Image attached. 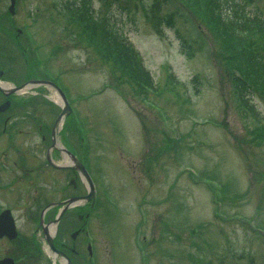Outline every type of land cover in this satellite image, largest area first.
<instances>
[{
  "label": "rangeland",
  "instance_id": "374dc122",
  "mask_svg": "<svg viewBox=\"0 0 264 264\" xmlns=\"http://www.w3.org/2000/svg\"><path fill=\"white\" fill-rule=\"evenodd\" d=\"M84 1L23 0L18 14L25 7L30 10L25 23L45 60L37 67L58 78L78 110L88 139L79 155L98 180L100 197L107 191L119 203L116 210L100 205L97 217H91L98 263L140 264L134 237L138 225L147 237V264H264V235L244 222L257 209L254 225L264 228V139L255 127L264 122V93L250 92L258 124L239 104L225 49L206 23L211 8L232 16L243 0H126L110 5L108 0H89L94 16L101 23L108 20L131 43L157 88L153 92H139L127 72L113 65L67 15L66 4L82 6ZM6 4L0 1V6ZM245 8L264 12V0L247 2ZM167 14L192 41V56L182 53L173 28L157 23ZM12 46L0 31V53L7 59ZM6 63L12 77L13 63ZM19 66L33 70L25 62ZM201 181L221 192L219 213L225 218L213 215L217 203L212 202V188ZM80 190L85 191L82 183ZM88 205L78 208L83 212ZM33 206L13 203L22 237H29L28 228H21ZM238 214L244 221L232 219ZM10 246L0 239V255ZM41 251L24 254L19 263L50 264ZM79 260L86 264L82 256Z\"/></svg>",
  "mask_w": 264,
  "mask_h": 264
},
{
  "label": "flooded vegetation",
  "instance_id": "af4514ba",
  "mask_svg": "<svg viewBox=\"0 0 264 264\" xmlns=\"http://www.w3.org/2000/svg\"><path fill=\"white\" fill-rule=\"evenodd\" d=\"M22 1L14 0L12 8V0H6L7 4L0 6V31L8 36L15 52L11 59L0 53V70H3L0 78L3 80V85H0V216L9 209L19 231L17 240L0 236V239L13 244V248H7L0 258L12 257L17 264L23 262V255L34 253L37 249L34 241L39 240L42 242L41 252L50 264H63L65 257L69 264H81L80 256L89 264V235L79 223L83 215L78 205L67 210L58 223L52 240L56 252L47 247L43 225L50 226L53 222L59 210L57 203L80 196L81 175L71 160L73 156L78 157L79 143L74 131L70 135L62 133L64 120L60 127L57 121L61 108L48 99L46 87L31 83L44 81L46 77L42 76L37 61L27 56L32 48L25 19L32 14L27 7L20 10L24 15L18 14ZM17 15L19 18L16 19ZM6 62L13 63L15 75L12 77ZM19 62L30 64L33 70L24 71ZM13 203L34 205L33 212L25 215L27 224L21 228L23 231L28 228L25 234L31 235L29 243L28 237L25 239L20 235V216ZM47 205L50 206L42 214ZM69 215H73L77 222Z\"/></svg>",
  "mask_w": 264,
  "mask_h": 264
},
{
  "label": "trees",
  "instance_id": "16d2710c",
  "mask_svg": "<svg viewBox=\"0 0 264 264\" xmlns=\"http://www.w3.org/2000/svg\"><path fill=\"white\" fill-rule=\"evenodd\" d=\"M213 1L209 0L210 4ZM250 1L253 0H243L239 10L234 11L232 16H222L220 12L211 8L206 23L225 49V61L228 69L231 70L233 88L239 104L251 112L259 124L261 121L257 118L258 112L257 114L254 112L250 92L253 88L264 93V12L246 11L245 4ZM121 2L108 0L107 5ZM69 8L81 23V31L87 32L94 44L103 51L113 65L121 68L123 74L127 72L131 83L139 92H145L142 86L156 88L131 43L121 32L114 30L113 26L109 28V31L104 29L101 21L94 16L89 0L84 1L82 6L72 4ZM162 22L174 29L182 53L192 56L193 43L176 27L173 16L167 14L158 17L157 23ZM262 124L261 128L255 126L256 134L261 140L264 139V122ZM246 228L249 229L247 225Z\"/></svg>",
  "mask_w": 264,
  "mask_h": 264
},
{
  "label": "water",
  "instance_id": "95a60500",
  "mask_svg": "<svg viewBox=\"0 0 264 264\" xmlns=\"http://www.w3.org/2000/svg\"><path fill=\"white\" fill-rule=\"evenodd\" d=\"M49 83H51V82H49ZM63 94L61 93V96H62ZM63 100H64V106H63V111H62V113L63 114H66V113H68V109H69V106H68V103H67V101H66V99H65V97L63 96ZM75 163H76V165H77V167L79 168V170H80V172L86 177V179L88 180V183H89V192H88V194L85 196V198L86 199H89V198H91V196H93V187H92V182L90 181V178H89V176H88V174H87V172H86V170L83 168V166L77 161V160H75ZM72 199H70L69 201H71ZM66 206V205H65ZM5 219V217H3L2 218V220H4ZM15 234V231L13 230V235ZM0 264H12V260L11 259H9V258H4V259H1L0 260Z\"/></svg>",
  "mask_w": 264,
  "mask_h": 264
},
{
  "label": "bare ground",
  "instance_id": "6f19581e",
  "mask_svg": "<svg viewBox=\"0 0 264 264\" xmlns=\"http://www.w3.org/2000/svg\"><path fill=\"white\" fill-rule=\"evenodd\" d=\"M52 96L55 100L60 101V99L55 94H53Z\"/></svg>",
  "mask_w": 264,
  "mask_h": 264
}]
</instances>
